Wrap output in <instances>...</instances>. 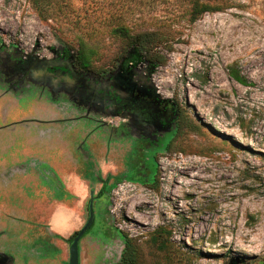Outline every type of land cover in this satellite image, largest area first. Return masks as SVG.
I'll return each instance as SVG.
<instances>
[{"label":"rangeland","instance_id":"374dc122","mask_svg":"<svg viewBox=\"0 0 264 264\" xmlns=\"http://www.w3.org/2000/svg\"><path fill=\"white\" fill-rule=\"evenodd\" d=\"M71 1L78 26L42 19L30 0H0V224L26 225L13 232L20 240L11 251L20 254L22 243L30 264H67V240L85 224L92 191L80 264H119L128 240L135 264H264V0H208L219 9L195 21L188 0L122 10ZM119 14L133 33L164 36L162 65L149 69L126 54L127 41L110 31ZM80 49L89 73L75 64ZM26 61L49 62L36 76H87L77 94L94 87L105 116L52 81L45 89L27 81ZM139 81L158 113L141 135L119 126L129 119L112 92ZM61 201L72 211L58 217L71 226L59 240L48 229L58 231Z\"/></svg>","mask_w":264,"mask_h":264},{"label":"trees","instance_id":"16d2710c","mask_svg":"<svg viewBox=\"0 0 264 264\" xmlns=\"http://www.w3.org/2000/svg\"><path fill=\"white\" fill-rule=\"evenodd\" d=\"M80 1L83 2L84 6L97 2V0ZM206 1L208 0H188L191 5L189 13L190 20L195 21L205 13L214 12L219 9L216 6L209 5ZM30 2L42 19L62 20L76 26L80 25V21L83 19L82 15L78 12V9L73 7L71 0H30ZM128 2H134L145 6L147 0H109L108 6L115 7L117 4H120L122 10L125 7L127 8L129 4ZM85 15H87V13ZM111 17L110 31L113 35L127 41V55L146 64L149 69H153L164 63V57L157 53L159 49L165 50L167 47L168 42L163 38L164 36L162 34L152 31L133 33L135 29L124 22L122 14H119V16L112 15ZM75 64L80 70L90 72V60L83 49H80L75 56ZM228 75L242 86L250 85L235 68H229ZM206 83L207 80H204L203 84ZM156 242L162 250L166 249L167 246L164 241L156 240ZM119 264H135V255L129 240L125 242V249Z\"/></svg>","mask_w":264,"mask_h":264},{"label":"flooded vegetation","instance_id":"af4514ba","mask_svg":"<svg viewBox=\"0 0 264 264\" xmlns=\"http://www.w3.org/2000/svg\"><path fill=\"white\" fill-rule=\"evenodd\" d=\"M48 63L49 62L36 63V62H32V61H26V62H23V65L20 66L19 69L21 70V72L23 71L24 74L26 72V73H28L29 76L33 77L32 79H31V77L28 78L27 81L32 82V81H34L35 78L40 79L41 80L40 82H35V81L34 82L37 83L40 87H42L44 89L47 88L48 85L53 82L54 84H56V86H54V88H53L54 91H56V92L63 91L65 94L75 96V95H78L77 94V93H79L78 91L87 87L86 80L89 78L85 75L82 77V74L80 77L78 74H76L72 70H71V72L73 74L72 78H70L69 80H66V81L56 80L53 75H50V74L45 75V72L43 73V76L42 75L36 76L35 74H32V73H34V70H33L34 68L39 67V66L48 67ZM27 69H28V71H27ZM23 81H24V79H23ZM71 83H73L74 86H72L73 84L71 85ZM77 83H79L81 85V87L80 86L77 87L76 86ZM140 83H141V81L137 82L133 87H131L129 92H124V94L122 92V89H119V88L113 89L112 92H115V94H120L121 97L123 98L124 103L121 104V103L117 102L116 104H117L118 108H121V109L125 108L127 110L123 114H126V116H128L127 118L129 119V122L127 121L126 124H122L119 126H124L127 129V131H129V129L131 128L137 134L141 135L143 133V131H146L147 127L155 124L154 121H155V119L158 118V113H157V111H155L156 106H154V99L148 94H145V95L141 94L142 90H144V89L142 88V86L139 85ZM69 85L71 87H69ZM103 85H101V86H103ZM77 88L79 90H77ZM90 89L94 90V87L88 86V92L85 96L82 95V98H81V94H80V96L78 95L81 98L80 104H82L84 102L85 105L88 106L89 110H93V111L95 110L96 112L98 111L97 113L101 114V116H105L106 113L103 110V106L99 105V103L96 102V101H100L102 99L100 98V96H94L91 93H89V92H91ZM83 94H85V92ZM161 119L164 120L163 116L161 117ZM135 139H140V138H135ZM140 140H142V139H140ZM37 162L39 164L35 163V165L37 164L40 166L42 164L41 161H37ZM51 168H52V166H51ZM22 171H24V169L19 170V176H22ZM104 191H105V189H103L102 192H100V194L104 193ZM95 200H96V198H94V202H95ZM11 220H12L11 223L9 224V226H7L8 228L5 227L6 225L3 226L2 222H1L2 224H0V264H8L9 262H10L9 264H19V263L20 264H30L32 262L36 263L35 260H32V259L28 258L29 256H26V254H27L26 250H25L26 252H24V253L22 252L24 246H26L25 244L20 243V252H21L20 254L14 253V251H11L14 249V247L15 248L17 247L15 241H16V239H19V238L14 237L15 234L13 232H15V230L17 228H23V226H24V224H22L21 222H19V220H16L15 218H11ZM14 226H19V227H17L15 229ZM88 232L84 235V237L88 234ZM74 234L71 237H73ZM53 236L56 239L62 240V238H60L59 236H56V235H53ZM71 237L67 240V242H70L72 240ZM5 241L11 242V244H9L10 247H9V245L7 246L6 244H4Z\"/></svg>","mask_w":264,"mask_h":264},{"label":"water","instance_id":"95a60500","mask_svg":"<svg viewBox=\"0 0 264 264\" xmlns=\"http://www.w3.org/2000/svg\"><path fill=\"white\" fill-rule=\"evenodd\" d=\"M94 193L90 192V198L87 204L88 217L85 224L77 231L72 240L68 244L69 257L67 264H80L79 259V243L84 235L92 228L94 223V211H93V202H94Z\"/></svg>","mask_w":264,"mask_h":264},{"label":"crops","instance_id":"0c3cea01","mask_svg":"<svg viewBox=\"0 0 264 264\" xmlns=\"http://www.w3.org/2000/svg\"><path fill=\"white\" fill-rule=\"evenodd\" d=\"M23 177V176H22ZM64 201V200H63ZM63 201L60 202L61 208L59 210H57V212L54 214V217L52 219V223H54L55 228H57V232L51 231L49 229V231L56 236H59L60 238L64 239L63 235L64 233H66L67 231H69L70 229V224L66 221L67 216L71 213V211H68V206L66 204L63 203ZM41 207L43 208L44 206L41 205ZM59 215H65V220L63 222L58 220ZM19 226H14V228L16 229ZM25 227V226H23ZM45 227V226H44ZM47 227V226H46Z\"/></svg>","mask_w":264,"mask_h":264}]
</instances>
